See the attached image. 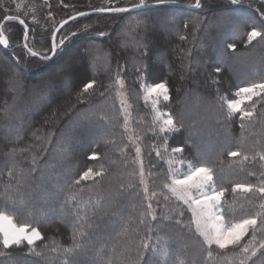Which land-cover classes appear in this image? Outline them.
Segmentation results:
<instances>
[{
	"label": "trees",
	"instance_id": "16d2710c",
	"mask_svg": "<svg viewBox=\"0 0 264 264\" xmlns=\"http://www.w3.org/2000/svg\"><path fill=\"white\" fill-rule=\"evenodd\" d=\"M56 1L53 0L54 3ZM176 1L185 4L195 2ZM41 2L46 4L48 0H39ZM60 3L74 4L79 8L77 10H81L86 1L65 3L60 0ZM11 7V10H7L0 1V21L5 15H18L28 25L29 35L25 41L24 26L18 21L3 23L9 45L7 48L0 46V64L5 71L0 73V210L7 211L18 224L37 227L43 238L33 246L35 251H29L26 243L8 249L0 246V264H128L129 259L134 264H240L244 259L242 249L245 246L257 249L260 241H264V215H257L261 212L264 197L258 192L233 193L232 186L244 183L259 187L264 180V161L258 156L264 154V99L256 97L251 100L248 110L254 111V115L244 121L241 128L238 115L230 120L227 118L228 111L218 98V90L220 95L232 99V93L237 88L264 81V65L257 66L256 58H250L264 54V41L257 39L250 44L247 42V32L253 26L264 30V0H240L235 6L229 0H201L199 9L158 5L129 13L91 14L69 20L58 31L63 36L69 35V38L51 58L52 64L58 57L68 55L74 43L80 40L78 47L86 49L82 56L90 61L88 54L92 53L91 61L94 60L95 65L85 64V72L79 74L68 61L65 68L68 67L69 72L62 74L63 89L56 92L52 91L53 78L61 69L58 70L56 66L45 77L35 79V74L47 69L44 63L49 60L30 56L24 44L29 43L38 52L46 48L50 54L51 34L55 27H48V15L62 11V7L52 11L50 7L40 4L32 6L38 10L44 27ZM230 8L238 11L236 13L240 18L238 28L232 29L231 35H227L230 29L225 21L204 30L208 20L217 21L222 12L227 13ZM69 14L57 16V23ZM164 15L176 18L174 26L166 31L159 29L154 21L156 17ZM30 16L36 15L30 12ZM130 17L134 19L127 20L126 28L124 26L128 36L115 32L111 36H92L104 33L107 25V30H116ZM96 43L102 45L97 48L98 60L94 57ZM233 43L235 50L227 47ZM89 45H92L90 53L87 52ZM214 47H217L222 58L230 59L229 62H225V59L212 60L210 52ZM80 48H74L79 56ZM236 56H246L251 61L249 63L245 59L240 63L242 67H236V70L242 68L243 73L239 75L230 70ZM155 57L162 65L154 62ZM145 68L146 80L142 79L144 72L139 71ZM216 68H220L221 72L216 73ZM254 68H258L256 72H253ZM118 69L122 70L124 81L133 91L131 94L128 91V95L130 109H134L132 114L136 117L144 114V118H147L148 115V108L136 91L140 88L138 74L143 75L140 78L142 84L159 81L169 84L170 101L161 108L171 113L181 130L157 136L152 126L139 120L138 123L144 126L141 129L147 131L140 141L142 149L153 153L158 146L156 142L161 145L167 140L166 146L170 149L184 147L183 154L178 155L185 162L212 168L217 189L223 187L227 190L224 196L225 221L233 222L253 216L257 219L255 232L250 228L239 245L219 249L216 245L209 248L203 243L191 223L190 211L166 193L164 184L170 182L169 168L156 153L148 164L153 168L152 173L160 176V180L152 184L154 191L162 195L157 203L156 219H152L153 214L142 215L147 210L148 201L139 182L132 183L136 170L128 166L134 164V151L121 127L122 116L115 104L113 111H110V106L109 110H106V106H99L103 99H107L105 91ZM14 73L17 76H13ZM77 77L80 78L78 81ZM177 77H184L185 84L180 85ZM43 79L44 84L38 89L37 85ZM93 79L99 86L78 99L77 94L81 93L83 85ZM33 89H38L35 94L30 93ZM185 95L189 101L198 97L209 102L213 107L210 114L213 119L208 122L200 120L203 114L200 106L193 108L192 118L183 112L182 100ZM89 108L92 112L86 113ZM135 109L138 111L135 112ZM19 111L21 115L17 114ZM82 112L78 119L71 121L74 115ZM80 118L88 122L92 119L99 125L106 119L110 127L107 132L91 134L92 129L82 123L74 133L75 137L91 141L77 145L58 141L68 126H72L73 130L79 125ZM7 125L12 126L6 130ZM203 138L208 141L205 140L207 147L215 145L212 153L199 150L198 143ZM67 141L71 143L70 138ZM55 145L60 147L61 156L53 154ZM93 151L98 154L96 160L89 159ZM229 151L243 155L230 157ZM243 156L248 159L244 160ZM89 168L93 171L103 170L104 175L76 184L75 181L80 180L81 174ZM10 171L12 176H9ZM70 195H75L76 199L69 201ZM165 197L168 199L165 200ZM59 211L62 214L55 213ZM112 215L121 221L109 233L107 226L114 222ZM81 232L83 235H77L75 239L79 247L65 252L64 249L74 245V233ZM104 232L110 236L106 242L95 239ZM209 251L212 252L211 257L208 256ZM248 256L250 259L245 264H264V249L259 247L255 256L251 251Z\"/></svg>",
	"mask_w": 264,
	"mask_h": 264
},
{
	"label": "snow or ice",
	"instance_id": "6c2138e0",
	"mask_svg": "<svg viewBox=\"0 0 264 264\" xmlns=\"http://www.w3.org/2000/svg\"><path fill=\"white\" fill-rule=\"evenodd\" d=\"M169 0H156V4L164 5L167 4ZM233 6L237 5L240 0H230ZM146 5V0H139V3H132L130 7H101L95 8L92 11L94 13H129L133 10H138L143 8ZM19 7V5H17ZM188 7H193L199 9L201 7V0H195L194 5H188ZM51 15V13H49ZM89 13L78 12L76 16L68 17V20H75L77 17L87 16ZM68 20H62L60 22L61 27L68 23ZM9 21H18L19 24L24 26V39L28 40L29 28L28 25L25 24V21L21 19L18 15H5L3 21H0V46L5 48L9 45V40L4 33L3 23ZM59 29L54 30L52 32V45H51V55L48 54L49 50H44L43 52L34 51L33 48L29 45V43L25 42L24 48L27 50V53L32 57H39L42 60H50L53 56H55L58 52V44L56 42L57 32ZM76 35V33H73ZM100 37H103L105 33H98ZM183 39V37H181ZM264 41V30H260L257 27L253 26L249 32H247V42L250 44L254 40ZM67 40V37L60 39L59 47H62ZM229 49L235 50L236 45L229 44L227 45ZM144 72V76L142 79L146 80V68L139 70ZM216 73H220L221 69L216 68ZM116 84L123 86V80L119 78V71L117 72V80ZM96 80H90L88 83L83 85L81 93L77 94V98L79 99L83 94H88L94 91L95 87H98ZM103 95V93L101 94ZM236 97H243L244 100H252L253 97H261L264 99V81L259 83H250L246 87H240L234 93ZM155 97V99H151L152 109L155 113L154 123L159 122V132L162 134H170L177 133L181 130V127H177V122L171 113H161L157 109V105L159 103L160 98L163 101H170V90L167 86L166 82L155 83L146 87V95L145 100ZM218 98L222 101L226 102V107L228 109L227 118L230 120L234 116L238 115L241 121L240 127H244V121L250 120L254 111L245 110L242 107L243 100L242 99H232L227 100L226 97L219 96L218 90ZM255 107V106H254ZM122 111H125V121L127 122V113L126 110L122 108ZM167 116L166 119H163L164 116ZM168 141L165 140V144ZM184 147L179 146L172 149L173 154H183ZM141 149L139 147L136 148V163L140 165V184L144 186L145 198L151 200V197L147 195L148 186L144 180V170H143V161L140 158ZM156 155L158 157H162V153L158 150ZM228 155L230 157H238L243 155L240 152L229 151ZM259 159L264 161V154H258ZM98 154L93 151L89 159L96 160L98 159ZM244 160H247V156H243ZM255 159V157L253 158ZM184 161H172L169 160L167 163L169 164L168 169V179L169 183L164 184V188L168 190L175 199L182 203V205L186 206L187 210L191 212L192 221L191 223L195 225V230L202 237L203 243L208 245L209 248L212 245H216L219 249H226L229 246L239 245L241 240L245 237V235L249 232L251 228L253 232H255V226L257 224L256 217H247L234 220L233 222H225V208H224V196L226 193V189L221 187L217 189L214 183V172L210 167L205 166L204 164H200L196 166L191 162L188 163V170L186 173L181 174L178 168L173 169V163H183ZM18 175L23 176L24 173H18ZM104 175L103 170L101 171H93L92 168L84 171L80 180L75 181L76 184H79L81 181H87L93 178L102 177ZM9 176H12V172H9ZM243 192V193H251L258 192L262 197H264V180H262L259 187H255L251 184L244 183H236L232 186V192ZM156 194L153 193V196ZM75 195H70L68 197L69 201L75 200ZM168 197H165L167 200ZM261 212L257 213V215H264V204L260 205ZM181 214H183V209L180 210ZM142 215H152V204L148 203L147 210L142 213ZM152 219L155 220L156 217L152 215ZM179 222V221H178ZM77 235H83V233H74L73 241L74 245L72 248L64 249L65 252H72L74 248L79 247L78 244L75 243V239ZM41 231L34 226H30L28 224H18L15 222V218L12 215H9L7 211L0 210V246L4 249H8L11 246H22L23 244H27L29 246V251H35L33 247L37 241L42 239ZM253 243H255V236L253 235ZM147 247V243L144 245ZM259 247L264 249V241H260ZM251 251L252 256L256 255L257 249L255 247L249 248L245 246L242 249V254L244 259L240 261V264H245L246 260L250 259L248 253ZM2 254V253H0ZM208 256H212V252H208ZM128 264H134V262L129 259ZM182 264V262H181Z\"/></svg>",
	"mask_w": 264,
	"mask_h": 264
},
{
	"label": "rangeland",
	"instance_id": "374dc122",
	"mask_svg": "<svg viewBox=\"0 0 264 264\" xmlns=\"http://www.w3.org/2000/svg\"><path fill=\"white\" fill-rule=\"evenodd\" d=\"M0 1L2 2V4H4V6H6V9L7 10H11V8H12L11 6H13L17 11H19V13H21L23 15H26L30 20H33L34 22L39 23L41 27H44L43 26L44 24H43V22H41V19L39 18L38 10H36L32 6H35L36 7V6H38V4H40V5L45 6L46 8L47 7H50L52 9V11H57L59 9H56V8H58V7L61 8L62 7V11H60V12H53L52 13V16L48 15V18H50L49 19V22H48V27L50 29L52 27H55V24L59 20V19H57V16H61V15H65V14L71 13V14H69V16H70V15H72L74 13H77V12H80V11L89 10V9L101 8V7H109V6L130 5L132 3H138L139 2V0H85L86 3H85L84 6L81 7L82 9L81 10H77V9H79L78 7H76L77 5H74L73 4L74 5L73 6V5H70V4L69 5L68 4H64V3L61 4L60 3V0H57L56 3H54L53 0H48V2L46 4H44L43 2L39 3V0H32V1L31 0H29V1H27V0H0ZM40 1H42V0H40ZM63 1L65 3H71L72 2V0H63ZM171 1H174V0H171ZM146 2H149V1L146 0ZM177 2H180V1H177ZM23 3L24 4H28V6H22V5H24ZM180 3H182V2H180ZM183 4H185V3H183ZM17 5H19V7H17ZM53 6H54V8H53ZM28 7H30V8H28ZM64 10H66V12ZM29 11L32 14H35L36 16L35 17L34 16L31 17ZM236 12H238V11H236L235 9H231V8L229 10H227V13L222 12L223 15L221 14V16L218 17L219 19H217V21L216 20H213V19L212 20H208L205 23L206 25H205L204 30H207L210 27H213V26L218 25L219 23H221V21H225V22H228L229 23L228 24V28L230 29L228 31L227 35H231L232 33H230V31L232 29H236V27L238 28L237 23L239 22V19H240V18H238V15H237ZM67 17H65V18H67ZM130 19H134V18H131L130 17V18L126 19L125 22H123L120 26H118L116 28V30L115 29L114 30H111V29L107 30V27H108V25H107L106 30H105L104 33H106L107 31H108V33H106L105 35L110 34V36H111L112 35V32H115L116 34H124L125 36H128L129 34L126 31H124V26L126 28V26L128 24V21L127 20H130ZM175 20H176V18L174 16H171V15H164V16H160V18L159 17L158 18L156 17L154 19L155 23L158 24L159 29H161L163 31H166L169 28H172L174 26L173 22ZM122 31H124V32H122ZM105 35H104V37H105ZM51 36H52V34H51ZM64 37H67V40H68L69 35L68 36L67 35L66 36H63V33L57 32V37H56L57 44H59L60 39H62ZM80 42H81L80 40L79 41H76V43H74V45L71 48L72 49L71 52L68 55H66L65 57H63V56L58 57L54 64H52V61L53 60H51V59L49 61L45 62L44 64H46V68L47 69H45L41 73L35 74L34 75L35 79L40 80L41 78H43L46 75H48L49 71L51 72V70H53L54 67L57 66L58 70L61 69V71L55 77L53 75H51V77L52 76L54 77L53 78L54 79V81H53L54 84H53V87H52V91L53 92L62 91V89H63V87H62V83H63L62 74L69 72V68L68 67L65 68L67 66L68 61L72 64V66H74V68H76V70L79 72V74L80 73L83 74L85 72V69H84L85 64H88L89 66L95 65L94 60L91 61L92 60V53L91 54H88V56L91 57V58H89L90 61H88V58H85V57L82 56V53H85L86 52V49L85 48L82 49V48L78 47V45L80 44ZM94 46L96 47V51H94V57L96 58V60H98V57H97V48L99 46L102 47V45H101V43H96V44H94ZM75 47L81 49V50L78 49V51L81 53V56L78 55V52L75 53V51H74V48ZM58 48H60V47H58ZM91 48H92V45L87 48V52L88 53L91 52V50H92ZM44 49L46 50V48H44ZM210 55L212 57V60H218L219 61L220 59H225V58H222V55L217 50V47H214L213 48V50L210 52ZM235 58H236V60L234 62H231L232 64H230L231 65L230 70L235 75H239V74L243 73L242 72V68H239L238 67V70H236V67L237 66H240L241 65L240 63L244 62L243 60H245V59L247 61L250 58H256L255 63H257V66L264 65V54L263 55L260 54V55H257V57L255 56V57H250V58H248L246 56H243V57H240V58L238 56H236ZM229 60L230 59H227L226 58L225 59V62H229ZM154 62L157 63V64H159V65H162V64H160V60L157 57L154 58ZM248 62L251 63V61H249V60H248ZM89 66H88V68H89ZM101 67H103V64H101ZM241 67H242V65H241ZM62 68H64V70ZM257 69L258 68H254L253 69V72H256ZM118 71H119V78L123 80V86H120V85H117L116 84L117 72ZM118 71L115 72V74H114L115 76L112 78V81H110L108 83V89L105 91L106 94L104 95V96L107 97V99H103L102 100V103L99 106L102 107V108H104V106H106V110H109V106H110V111H113V110H115V108H114V104H115L117 106V108H118V113L120 114V116H122V123L120 122L121 123V127L125 131L127 140L130 142V145L133 147V151H134V157L132 158L134 164H132L133 166H128L129 169H131V167H134L135 170H136V173L133 174V180H134L132 182L133 184H135L137 182H139V184H140V175H139V173H140V165L138 163H136V160H137V157H136V148L139 147L141 149L140 158L143 161L144 180H145V183L148 186V193H147V195L149 197H151V200H148L147 199V201H148V203H151L152 204V214L155 215L156 212H157V209H158V204L157 203H159L160 198H161L160 195H162V194H157L154 191L153 184H152L153 181H159L160 180V176L159 175H154L152 173V169L153 168L151 166H149V164L151 163L152 158H155V156L153 154L154 153H157V151L159 150L162 153V157L161 158L166 162V165H168L167 166L168 168H169V164L167 163V161H169V160H172V161H181L183 159H181L178 154H173V152H172V149L173 148L172 149L168 148L166 146V144H165V141H163L161 143V145H159V142H156L155 144H157L158 146L155 149L153 147V149H154L153 150L154 151L153 153L152 152L151 153L150 152H146L144 149H142V145L140 143L141 139H144L145 138V135L147 133L146 130H142L141 129V127L142 128L144 127V126H142L143 125L142 124L143 121L144 122H147L146 124L148 126H152V130H155L156 131L157 136L165 135V134H162V133L159 132L160 123L159 122L154 123L155 113L153 112V109H152L151 99H155V97H152V98L148 99L147 101L145 100L146 87L147 86H150L152 84H155V83H160L161 81L154 82V83L152 82V83H149V84H142L140 78L143 75H141V74L139 75L138 74L137 82L139 83L140 88L138 90H136V91H137V93H139V97L142 99L141 102H143L144 105L148 108V115H147V118H144V116H145L144 114L143 115L139 114V116L136 117L135 114H132V111L134 112V109H130V106L131 105H130V102H129V95H128L129 92L131 94V92H133V91H132V89H130V86L128 87L127 84H126V82L124 81V77L121 75L122 70L118 69ZM4 72L5 71L3 70V66L0 64V73L3 74ZM13 76H17V73H14ZM24 78H25V80H29L28 77H24ZM78 79H80V78L77 77L76 78V81H78ZM171 80H174L175 81V78L174 77H171ZM178 80L181 83L180 85L185 84V82H184L185 81V78L184 77H177V81ZM162 82H165V81H162ZM259 82H262V81H258V82H254V83H259ZM43 84H44V79H43V81H39V83L37 85V88L40 89ZM168 85L169 84L167 83V86ZM243 87H246V86H243ZM38 89H35V90L33 89L32 91H30V93L31 94H35ZM237 90H238V88L233 91V93H232L233 98L232 99H242L243 100L242 107H244L245 110H248L249 105H251L250 104L251 103V100L249 101V100H244L243 97H236L234 95V93ZM53 92H52V95H54ZM187 96L190 98V95L189 94ZM219 96L220 97H224L223 95H220V94H219ZM253 98H256V97H253ZM232 99H227V100H232ZM16 100H19V99H16ZM222 102L224 103L225 110L228 111V109L226 107V102L225 101H222ZM43 103H41V104H43ZM164 103H165V101H163L162 98H160L159 103L157 105V109L161 113H169L168 110L161 108V106ZM182 106H183V109H184L183 112H185L186 114L190 115L189 117L193 116V114H194L193 108L194 107H197V106H200L201 107V112L203 113L202 115H200L201 116V119L200 120H204L205 122H208L212 118L210 116V114L213 113L212 112L213 107H212V105L209 102L205 101L204 99H198V97H196L195 99H192V101H189V99H186V95H185L183 97V100H182ZM218 107H221V105H218ZM122 108L126 110V113H127V122L125 121V111H122ZM136 111H138V110L135 109V112ZM248 111H250V110H248ZM89 112H92V109H90V108L87 109L86 113H89ZM17 114L18 115H21L22 113L19 111V112H17ZM81 114H83V112L74 115L72 117V120L71 121L74 122L76 119H78V117L81 116ZM166 118H167V116L165 115L163 117V119H166ZM195 119H197V117ZM103 120H104L103 121V124H100L99 125V124H97L92 119L89 120V122H88V121H85L84 119H81L80 118L79 119V125L75 126L73 128V130H72V126H68L67 129H65L64 133H62V135L58 137V141H66L70 145H77V144L83 143V141L87 143L88 141H91V139H87L86 138V140L83 139V141H82L81 139H79V138L77 139V137H75V134L74 133H76L78 127L81 126L80 124L83 123V124L88 125L92 129L91 132H90L91 134H94V132H96L95 134H100V132L101 133L107 132L108 129H109V127H110L109 126L110 122L107 121L106 119H103ZM139 120L142 123H138ZM112 125H113V121H111V126ZM11 126L10 125L9 126L7 125L6 126L7 128L5 127L4 129H6V130L8 128L10 129ZM148 126L146 128H148ZM84 127H87V126L84 125ZM152 130H150V132ZM152 133H154V131H152ZM113 135H115V133L112 134V136ZM69 138L71 140V143L67 141V139H69ZM205 140L206 139L203 138L198 143V145H199L198 148H199L200 151H203L205 153H209L210 154V153H212V150L215 147V145H213V147H207L206 144H205V142L207 140L206 141ZM52 152H53V154L55 156H61L60 152H62V151L60 150V147H57L55 145V147L53 148V151ZM188 163L189 162H185V161L183 163H173L172 164V168L173 169L178 168L180 170V173L183 174V173H186L187 170H188V167H187L188 166ZM151 165L153 166V164H151ZM129 174H130V171H129ZM46 175H47V177H49L48 174H46ZM123 176H125V172H124V175ZM141 187L144 189V186L143 185H141ZM151 189H152V191H151ZM166 191H167L166 193L169 196H172V194L168 190H166ZM153 193H155L156 195L153 196ZM172 197H174V196H172ZM154 198H155V200H154ZM174 199H175V197H174ZM123 209H124V207H123ZM46 211H48V210H46ZM55 213L62 214V212H60V211L59 212H55ZM112 217L114 218V222L111 223V224H109L107 226V231L109 233H112L113 230H114V228L116 227V225H119V223L121 221L120 218L117 217L116 215H112ZM191 218H192V215H191ZM109 237L110 236H107L105 234V232H104L103 234H100L98 236H95V239L96 240H100L102 242H106ZM258 248H259V246L257 247V250H258Z\"/></svg>",
	"mask_w": 264,
	"mask_h": 264
},
{
	"label": "water",
	"instance_id": "95a60500",
	"mask_svg": "<svg viewBox=\"0 0 264 264\" xmlns=\"http://www.w3.org/2000/svg\"><path fill=\"white\" fill-rule=\"evenodd\" d=\"M195 4V3H194ZM192 4V5H194ZM155 5H158L156 4V2H150V3H146V5L141 8V9H144V8H148V7H153ZM164 5H170V6H176V7H182V8H186V9H194L193 7H188V4H183V3H180V2H177V1H171L169 0V2L167 4H164ZM116 7H130V5H125V6H116ZM95 9V8H94ZM93 9H89V10H85V11H80V12H85V13H89L90 14H108V13H94L92 11ZM139 10V9H138ZM134 11V10H133ZM78 13V12H77ZM77 13H74L70 16H76ZM68 16V17H70ZM68 17L67 18H64L63 20H68ZM69 21V20H68ZM61 22V21H60ZM60 22L55 26L54 30H57L61 27L60 25ZM97 37H99V35L97 34L96 35ZM51 44H52V40H51ZM3 47V46H2ZM58 47H59V44H58ZM51 55V53H50ZM39 58V57H38Z\"/></svg>",
	"mask_w": 264,
	"mask_h": 264
},
{
	"label": "bare ground",
	"instance_id": "6f19581e",
	"mask_svg": "<svg viewBox=\"0 0 264 264\" xmlns=\"http://www.w3.org/2000/svg\"><path fill=\"white\" fill-rule=\"evenodd\" d=\"M97 34H98V33H97ZM97 34H93L92 36H93V37H96V38H99L100 36L97 37V36H96ZM51 45H52V44H51ZM50 53H51V52H50ZM49 55H50V54H49Z\"/></svg>",
	"mask_w": 264,
	"mask_h": 264
}]
</instances>
